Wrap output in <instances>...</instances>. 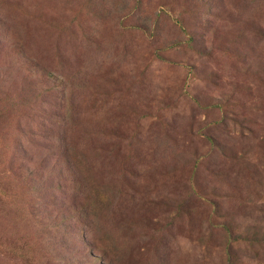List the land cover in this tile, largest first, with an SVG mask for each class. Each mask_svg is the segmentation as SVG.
Wrapping results in <instances>:
<instances>
[{
    "label": "rangeland",
    "instance_id": "374dc122",
    "mask_svg": "<svg viewBox=\"0 0 264 264\" xmlns=\"http://www.w3.org/2000/svg\"><path fill=\"white\" fill-rule=\"evenodd\" d=\"M0 264H264V0H0Z\"/></svg>",
    "mask_w": 264,
    "mask_h": 264
}]
</instances>
